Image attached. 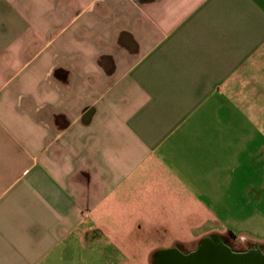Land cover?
<instances>
[{
  "label": "crops",
  "instance_id": "0c3cea01",
  "mask_svg": "<svg viewBox=\"0 0 264 264\" xmlns=\"http://www.w3.org/2000/svg\"><path fill=\"white\" fill-rule=\"evenodd\" d=\"M254 167L264 0H0V264L200 217Z\"/></svg>",
  "mask_w": 264,
  "mask_h": 264
},
{
  "label": "rangeland",
  "instance_id": "374dc122",
  "mask_svg": "<svg viewBox=\"0 0 264 264\" xmlns=\"http://www.w3.org/2000/svg\"><path fill=\"white\" fill-rule=\"evenodd\" d=\"M236 179L223 199L206 201L213 207L200 217L186 215L183 221L176 213L168 219L166 229L159 231L153 230L150 222L126 232L112 225L104 238L74 247L71 264H152L154 256L162 251L182 248L190 254L205 238L213 236H219L234 252L259 248L263 253L264 168L242 169ZM257 213L260 216L252 218Z\"/></svg>",
  "mask_w": 264,
  "mask_h": 264
},
{
  "label": "water",
  "instance_id": "95a60500",
  "mask_svg": "<svg viewBox=\"0 0 264 264\" xmlns=\"http://www.w3.org/2000/svg\"><path fill=\"white\" fill-rule=\"evenodd\" d=\"M182 251V248L162 251L155 264H264V253L234 252L219 236L205 238L190 254Z\"/></svg>",
  "mask_w": 264,
  "mask_h": 264
},
{
  "label": "flooded vegetation",
  "instance_id": "af4514ba",
  "mask_svg": "<svg viewBox=\"0 0 264 264\" xmlns=\"http://www.w3.org/2000/svg\"><path fill=\"white\" fill-rule=\"evenodd\" d=\"M223 241V240H222ZM224 242V241H223ZM225 243V242H224ZM217 243H215V245H216ZM198 248V247H197ZM253 251H258V252H261V250L259 249V248H256V249H253ZM183 252V251H182ZM184 254H186L185 252H183ZM264 253V252H263ZM158 255H159V253H158ZM158 255L156 256V258H155V256H154V258H153V261H152V264H155V261H156V259H157V257H158Z\"/></svg>",
  "mask_w": 264,
  "mask_h": 264
}]
</instances>
